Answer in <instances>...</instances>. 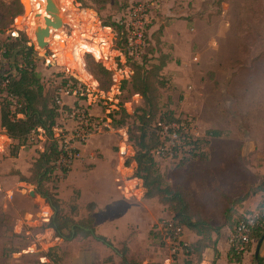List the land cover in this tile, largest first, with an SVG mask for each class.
I'll return each mask as SVG.
<instances>
[{
	"label": "rangeland",
	"instance_id": "obj_1",
	"mask_svg": "<svg viewBox=\"0 0 264 264\" xmlns=\"http://www.w3.org/2000/svg\"><path fill=\"white\" fill-rule=\"evenodd\" d=\"M0 1L8 4L14 2ZM59 1L67 9L78 12L75 7L78 3L76 0ZM137 1L139 0H111L100 10L89 2H87L89 5L82 4L85 8L93 9L104 23L110 18L119 20ZM217 1L159 0L160 6L153 9L146 26L147 39L149 40L152 35L151 43H155L157 37L161 35L159 29L162 28V49L173 56L171 66L162 71L168 85L162 90L160 107L162 111L173 109L180 121L191 123L192 130H196L201 136L205 135L207 129L220 128L222 133L213 140L215 150L212 152L215 158L216 156L219 158H214L212 168H217L225 157L227 165L232 161L237 169L238 167L241 169V173H245L242 172L245 170V175L251 172L248 183H252L254 188V185L260 184V180H257L258 167L264 164V0H229L222 3V14L216 13L219 9ZM43 5L42 0H32L27 13L23 11L14 18H7L0 7V40L12 41L14 37L12 31L17 29L18 36L20 31L27 32L30 38L29 45H35L31 38L32 18L34 12L40 10ZM172 7L178 9L173 16H168L166 10L173 9ZM196 11L202 13L199 18L196 17L192 22L182 19H190L193 15H186ZM173 23L177 28L165 30V26L169 27ZM61 39L63 43L61 46L66 48L69 39H65L64 36H61ZM216 41L219 42L218 49H214ZM235 42L243 45L242 50L238 49V55L234 50ZM5 46L0 45V73L3 74L12 72L14 61V57L5 56ZM67 54L69 58L73 57L72 54L69 55L68 52ZM87 57L89 67L95 73L97 67L94 57L89 54ZM32 60L37 64V71L45 89L56 92L64 81L61 67L56 64L45 65L42 57L37 54L32 56ZM96 77L105 89L108 77L104 75ZM173 79L177 80L180 88L174 86ZM128 91L127 87L126 96ZM1 93L3 90H0ZM85 97L86 95L79 96L77 102L85 101ZM64 100L72 102L76 98L65 96ZM97 108L101 110L103 107L100 104ZM119 118L120 114L117 116V119ZM133 122L134 119H128L126 127L135 131ZM113 125L117 127V123ZM93 139L97 140L98 146L106 149L102 151L97 148L98 152H95L92 158L70 174L77 166L75 161L66 177H63L64 174L57 164L59 174L55 175L53 181L46 183V187L58 186L55 191L60 201L58 213L60 217H72L76 224L93 227L96 233L98 213L99 221L103 222L100 229L108 236L113 247L97 240L93 235H83L75 229L76 224L71 223L63 230L65 233L63 241L49 252L52 259L60 264H122L118 252L127 247L128 233L142 231L145 234L150 228L151 244L144 243L143 238H140L138 246L137 243L134 244L137 246L134 250L140 255L151 251V258L147 264L163 263L162 258L169 254L173 255L169 248L171 246L165 242L163 244L152 230L166 215V211H169L168 207L161 204L157 198L147 199L144 196L141 199H128L123 195L119 188L121 182H117L118 178L123 177L118 154L120 133L107 131ZM15 143L14 141L8 152L0 155V185L3 189L0 192V264H38L37 254L25 253L22 250L28 247L40 229H31V235L28 237L25 233L17 234L15 229L20 220L28 217V213L33 214L34 220L36 213L49 203L45 198V201L41 199L37 192L34 196L30 194L32 190H37L32 180H21L23 177H31L34 160L46 144L39 141L26 145L20 149L17 156H12ZM188 148L186 146V149ZM196 151L204 153V156L191 160L194 161L192 163L189 161V165H194V169H200L201 161L209 155L210 146ZM168 154L156 155L167 182L168 172L172 169L177 171L176 169L180 168L179 163L186 156L185 151H173V154ZM128 162L129 160L128 168L134 172L136 163H133L132 159L130 163ZM198 171L202 172L203 169ZM205 177L207 181L212 179ZM251 178L256 181H252ZM8 191H11V196H8ZM109 196L112 198L109 200L112 204L109 212L103 208L98 211L96 205L91 209L89 203L96 198L99 201L103 200L100 202L106 206ZM55 214L56 211L53 209V215ZM113 236L115 238H111ZM256 244L257 241L254 246L252 244L253 254ZM145 256L143 257L147 259Z\"/></svg>",
	"mask_w": 264,
	"mask_h": 264
},
{
	"label": "trees",
	"instance_id": "obj_2",
	"mask_svg": "<svg viewBox=\"0 0 264 264\" xmlns=\"http://www.w3.org/2000/svg\"><path fill=\"white\" fill-rule=\"evenodd\" d=\"M227 1L229 0H218L216 2V5L219 7L216 12L217 14H221L222 3ZM76 2L80 5H83L82 3L89 5L90 3L100 10L109 4L111 0H76ZM0 7L3 8L2 11L7 18H14L24 11V6L20 0H14V2L10 4L0 1ZM103 24L113 28L116 34L114 40L115 47L128 55L130 65L133 69L131 77L125 80L122 85L123 104L132 100L133 94L140 95V100L135 103L132 113L122 106L112 114L113 123H117V128L128 127V119H134L133 125L135 131L128 129L129 142L135 150L134 156L130 159L136 163L134 170L135 175L143 181L145 190L144 196L147 199L157 198L158 201L166 205L168 210L172 213L170 220L175 226H183L199 236L197 241L192 244L189 243L188 247L183 248L182 257L185 258L187 264L193 261L200 262L206 248L213 247L216 252H218L217 238L214 237V234L218 235L221 227L213 226L211 217L196 204L190 189H187L181 184L173 185L167 182L153 152L163 146V141L158 135L157 121L183 122L176 117V113L173 109L162 111L160 107L162 90L168 85L167 79L164 77L162 71L172 60L171 54L165 52L161 46L163 29H159V32L161 30V35L159 34L160 36L159 38L157 37L155 43H151L152 35L149 40L147 39L145 48L140 53L139 57L135 58L129 55L128 31L125 24L111 18ZM146 32H148V30ZM29 42V35L25 31H20L19 36H14L12 41L0 40L1 46L4 44L6 45L5 56L9 58L14 57L12 63L13 69H11L12 72L6 74L0 73V82L9 79L7 86L0 88V90H3V93L0 94V121L3 132H6L11 138V143L7 152L13 142H16L13 152L11 153L12 156H17L22 147L29 145L28 136L33 129L43 127L47 131L48 136H51L52 130L60 118V107L56 102V92L53 93L45 89L40 74L37 71V64L32 60V56L36 54L35 47L34 45H29ZM242 47L243 45L240 44V50H242ZM87 55L88 54L85 55V61L88 69L95 77L96 75L107 76L109 81L105 89H108L112 83L111 72L105 69L102 64L97 62L94 58L95 66L97 67L94 73L89 67ZM67 80L68 79L64 76L63 84L67 82ZM98 81L101 85V81L99 79ZM127 87L129 89L128 96H126ZM119 114L120 118L117 119ZM221 133L222 132L218 129H207L204 133L205 135L199 137H194L192 134H185V144L182 148L186 156L185 158L183 157L184 159L179 163V167L185 166L189 161L197 157L204 156V153H197L198 151L196 150L208 146L210 140L213 137L220 136ZM186 146L189 148L186 149ZM59 153L60 148L58 143L49 140L44 150L39 151L38 157L34 160L31 167V177H23L21 180H32L37 186L36 192L52 205L56 214L53 215L50 226L54 228L57 234L65 238L63 230L69 227L71 223L73 225L76 224L75 220L72 217L62 218L58 215L60 211V201L55 191L58 189V186L55 185V187H52L53 189L46 187V183L53 181L55 175L57 174L56 176H58L59 174L57 172V159ZM130 159H128V163H130ZM205 159L207 158L205 157ZM60 170L64 174L63 177H66L69 169L60 167ZM224 196L229 198V200L233 197L232 194H224ZM247 196H249V193L244 194L242 198L244 199ZM89 205L91 209H93L96 204L95 202H90ZM258 209L263 210L264 204ZM231 211H233L232 207L229 206L225 210V216L227 223L233 226V230L243 217L252 213V211H250L243 214L237 221L235 220L233 224H231ZM90 221H92L91 218ZM75 229L85 236L93 235L97 240L113 247L111 241L104 235L96 234L93 227L85 226L84 224H76ZM152 233L156 234L164 244L163 235L160 230L153 229ZM70 234H72V231ZM250 236L251 239L257 241L263 238L264 225L255 227ZM126 248L127 247H125V250L118 252L121 255L122 264H144L142 259L129 257V249ZM230 251L232 259L235 261L239 262L243 259V255L236 253L232 247ZM37 255L38 264H60L52 259L50 253L51 263H41L40 256L42 253ZM175 256L176 255H174V259L176 258ZM255 260L258 264H264V256L259 255Z\"/></svg>",
	"mask_w": 264,
	"mask_h": 264
},
{
	"label": "built area",
	"instance_id": "obj_3",
	"mask_svg": "<svg viewBox=\"0 0 264 264\" xmlns=\"http://www.w3.org/2000/svg\"><path fill=\"white\" fill-rule=\"evenodd\" d=\"M158 6H160L159 0H139L120 17L119 21L125 24L128 31L130 56L138 58L145 48L147 22L153 9ZM75 7L78 12L68 9L75 22V27H68L60 34L56 33L53 36L48 47L52 52L48 50L47 53L40 52L35 48L36 54L42 57L45 65H59L68 80L56 91L60 118L52 130V135L48 136L43 127H37L29 134L28 143L34 144L43 141L46 144L49 140L56 141L60 148L57 164L59 167L69 169L75 161L82 158L84 147L96 135L107 131L118 132L121 135L118 153L119 168L123 173V177L118 178L117 181L121 182L119 188L126 198L141 199L145 192L143 181L127 166V160L135 154V150L129 142L128 128L115 127L112 117V114L122 106L132 113L135 103L140 100L139 94H133L132 100L124 104L122 100L123 82L131 77L133 69L128 55L115 47L116 34L113 28L104 25L93 9L81 7L79 3H76ZM79 7L82 9L80 10ZM18 31L17 29L12 31V35L18 36ZM61 36L69 39L66 48L60 45ZM67 50L73 53L72 58L68 57ZM86 54H91L97 62L111 72L112 83L108 89L102 88L98 79L88 69L85 61ZM8 82L9 79L0 82V88L6 87ZM81 95H86L85 101L77 102V98ZM65 96H74L76 100L68 103L64 100ZM100 104L103 107L102 112L96 113L94 108ZM156 125L163 146L153 151L155 157L164 153L173 154V151L183 152L185 134H192L194 137L201 136L196 130H192L191 123L158 120ZM10 143L9 135L6 132H0V155L7 152ZM2 191L0 185V192ZM7 194L11 196V191H8ZM39 197L44 200L43 197ZM52 217L53 208L49 203H46L36 213L34 220L32 219L33 214L28 213V217L20 220L15 229L17 234L25 233L27 237L31 235V229H40L36 233V237L22 252L42 253L41 263H51L49 252L63 241V237L50 226ZM263 225L264 209H257L247 214L232 231L229 237L230 246L238 254H247L253 242L250 236L252 230ZM155 228L161 231L163 241L171 246L169 248L173 254L172 258L174 255L183 253L184 247H188L189 243L183 238L185 227L175 226L170 219L165 218L158 222Z\"/></svg>",
	"mask_w": 264,
	"mask_h": 264
},
{
	"label": "crops",
	"instance_id": "obj_4",
	"mask_svg": "<svg viewBox=\"0 0 264 264\" xmlns=\"http://www.w3.org/2000/svg\"><path fill=\"white\" fill-rule=\"evenodd\" d=\"M172 8L173 9L169 8L166 10V12L168 13L167 14L168 16H173L175 11L178 9V7H172ZM190 8L191 7L189 6V9ZM197 12L198 11H196L195 13H190L189 15H186V16L193 15L190 18L191 20L189 18L187 19L182 18V19L192 22L193 19H195L196 17L199 18V15H202V13L200 14ZM168 28H177V27H174V23H173V25H170L169 27L165 26V30ZM235 36L237 39V29L235 30ZM218 48H219V42L216 41V45L214 46V49H218ZM238 49H239V44L235 42L234 50L236 51L237 55H238ZM171 57H172V60L167 64V66L165 67V70H167V68H169L172 64L173 56L171 55ZM213 79H215L214 76H213ZM173 83H175L174 84L175 87L176 86L179 87V84L177 83L176 79H173ZM72 102H68V103H72ZM94 111L96 113H101L102 109L99 110L96 107L94 108ZM0 124H1V121H0ZM0 129H1V126H0ZM217 129L221 131L220 128L217 127ZM218 137H213L210 140V143L208 145V147L210 146L209 155L207 156V159L201 161L202 167L200 169H203L202 172L198 171L200 169H194V165H189L190 163L194 162V161L192 162L190 161V163L188 162L186 164L187 166L185 165L183 167H180L179 169H176L177 171H175V169H172L167 174L168 180L171 184L173 185L181 184L187 189H190L193 193L196 204L211 217V223L213 224V226L221 227L219 234L218 235L214 234V237L217 238L218 252H216L215 248L208 247L204 250L202 254V260L200 262L193 261L190 264H258L257 261L255 260V258L257 259L259 257V256L256 257L255 255L258 241L255 239H252L253 242L251 243L250 251L247 254L243 255V259L241 261L237 262L234 259H232L229 237L232 233L233 226H230V224L227 223V219L225 216V210L229 206L232 207L233 211H231L230 213V222L231 224H233V221L235 220L237 221L243 214L248 213L250 211L257 210L264 204V164L263 166L258 167L259 177L257 178V180H260V184L254 185L255 186L254 188H253L252 183H248V180L250 179V176L252 175L251 172L245 175L246 170L242 171L245 173H241V169L238 167V169H240V172H239L236 164L233 163L232 161L230 162L229 165H227L225 157L220 162V164L217 166V168H212L211 165L215 161L214 160L215 155L212 154V152L215 150V149L213 150V146L215 147V145L213 144V140L214 139L216 140ZM98 145L99 144L97 140L93 139L84 147L83 152H82L83 157L77 161L76 163L77 166L75 167V170L74 169L71 170L70 174L73 172H76L79 167L84 165V163L87 160H89V158H92L94 156V153L98 152L97 148H100L102 151L106 149L105 147L101 148V146H98ZM218 158L219 156H216L215 159H218ZM261 162L263 163V161ZM90 174H92V172ZM205 176L212 177L211 179L212 181L211 180L207 181ZM252 181H256V180H252ZM251 188L253 189L251 190ZM247 193H249V196L243 199L242 197L244 196V194H247ZM224 194H228V195L232 194L233 197L231 198V200H229V198L225 197ZM109 200H112V198L111 197L107 198L106 206H103L101 204L100 201H103V200L99 201L97 198L92 202H95L98 211L101 208H103V210H107L109 212L110 211L109 208L112 207V204L109 202ZM171 217H172V213L170 211H166V215H164L163 219L165 218L170 219ZM96 219H97L96 234H101L108 238V236H106L103 233L102 229H100V227L103 226V222L102 220L101 222L99 221L98 213H97ZM157 222L158 220L155 223ZM149 232H150V228L147 230L145 234H143L142 231L141 232L139 231V232H135L134 234L128 233L127 235L126 246L129 249V253H130L129 257H135L138 259L142 258V260L144 261V264H147L148 260L151 258V254H150L151 251H149L148 254H145V255H148L147 256L148 258H147L145 255H140V253L135 252L134 249L135 247L138 246L140 238H143L142 241L144 243L149 242L151 244V239H150L151 235ZM111 238H115V236ZM183 238L188 243L192 244L195 241H197L199 236L195 234L194 232H192L191 230L185 228ZM256 241H257L256 249L253 254L252 244L254 246ZM134 244H136L137 246ZM143 251H145L144 247H143ZM259 255L264 256V239L260 247ZM119 256L121 258L120 254ZM143 256H145L147 259H145ZM175 257L176 258L174 259L169 254L165 256L164 258H162L161 262L163 263H159V264H187L185 258L182 257V253ZM155 258H158V257H155Z\"/></svg>",
	"mask_w": 264,
	"mask_h": 264
},
{
	"label": "water",
	"instance_id": "obj_5",
	"mask_svg": "<svg viewBox=\"0 0 264 264\" xmlns=\"http://www.w3.org/2000/svg\"><path fill=\"white\" fill-rule=\"evenodd\" d=\"M26 13L27 6L24 0H20ZM43 7L34 12L32 18L31 38L35 43V48L40 52L47 53L50 41L56 33L64 31L68 27H75V22L69 10L64 7L59 0H42ZM32 196L36 194L35 190L30 192ZM263 238L258 241L255 252L259 256L260 247Z\"/></svg>",
	"mask_w": 264,
	"mask_h": 264
},
{
	"label": "bare ground",
	"instance_id": "obj_6",
	"mask_svg": "<svg viewBox=\"0 0 264 264\" xmlns=\"http://www.w3.org/2000/svg\"><path fill=\"white\" fill-rule=\"evenodd\" d=\"M25 1V3H26V6H27V10H28V8H29V4H30V2L32 1V0H24ZM26 13H27V11H26ZM20 20V19H19ZM63 43H61L60 42V45H62ZM67 52L69 53V55H73V53L71 52V51H69V50H67Z\"/></svg>",
	"mask_w": 264,
	"mask_h": 264
}]
</instances>
